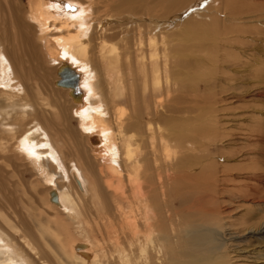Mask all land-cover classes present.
<instances>
[{
    "label": "bare ground",
    "instance_id": "6f19581e",
    "mask_svg": "<svg viewBox=\"0 0 264 264\" xmlns=\"http://www.w3.org/2000/svg\"><path fill=\"white\" fill-rule=\"evenodd\" d=\"M204 2L0 0V264H244L238 235L264 234V216L245 208L263 202L264 173L229 166L241 153L225 152L235 135L224 126L235 115L218 114L241 91L233 84L239 32L225 25L226 0L215 1L208 24L196 21ZM243 14L237 9L232 19ZM186 24L187 44L175 33ZM40 48L56 64L53 91L65 98L57 112L77 123L92 151L85 164L82 143L60 136H74V128L48 124L42 87L29 95L25 80L36 72L26 64L39 62ZM59 80H76V90L56 86ZM137 92L150 104L137 107ZM121 97L133 109L130 120L117 105ZM165 99L173 116L160 111ZM26 173L46 192L38 200L52 213L45 211V223L41 208L31 219L24 207L27 188L36 189Z\"/></svg>",
    "mask_w": 264,
    "mask_h": 264
},
{
    "label": "rangeland",
    "instance_id": "374dc122",
    "mask_svg": "<svg viewBox=\"0 0 264 264\" xmlns=\"http://www.w3.org/2000/svg\"><path fill=\"white\" fill-rule=\"evenodd\" d=\"M216 0H205V2L203 3L202 7L200 9H203V12L197 16V20L200 23H206L208 24L209 20H208V15H212V13L214 12L215 9L218 8L217 3L219 2H215ZM23 3H25V1H23ZM216 4V5H215ZM225 5V10H221L223 12V15H225V13H227L228 16H230V20L226 19L225 25L228 26L230 29H233L234 31L239 32L238 34L235 33L233 34V36H238V42L242 43V44H235L234 49L232 50L234 52V55L236 56L237 59H239L240 61H238V72L233 73L234 78H235V83L233 84H238V86L240 87L239 90H241L240 92L237 91L235 92L238 95V100L240 97V100H237V103L235 102L233 105H230L228 107V109L223 110V112H219V116L223 115V114H229V115H235V118L240 120H237L235 118H231L234 119V121H231V123H229L226 127L227 132H231L232 134L235 135L234 139L232 140L231 144V149H227L225 150V152L227 153H236V152H241L238 155H240V157L238 156V158L234 157L233 159H230L231 161L229 162V166H231L233 169H235L236 167H246V165H252L249 166L251 168H256L259 171H263L264 173V0H226V3H223ZM229 6V9H226V7ZM207 5L209 7H207ZM207 7V8H205ZM213 7V8H212ZM246 8L248 9V11H246ZM71 11H77V6H71ZM212 9V10H210ZM237 9H239L241 12H243L244 14L242 16H240L241 18L239 19H232L233 17V13L235 12V10L237 11ZM208 10L210 12H208ZM69 11V12H71ZM205 11V12H204ZM192 12V11H191ZM206 16V17H205ZM228 16H224V18L228 17ZM106 16L105 15H101L99 21H103L105 20ZM200 19V20H199ZM204 19V20H203ZM222 19V18H221ZM207 20V21H206ZM174 22H177L176 20H174ZM188 25H183L180 28H178V30L175 32L178 36H177V40L180 41V43H186V38L190 37L189 35L191 34V32H188L187 30ZM186 32L187 34H181L180 31ZM241 32H244L243 34ZM193 38H195V35H192ZM200 40L194 39L192 41V43H199ZM116 45L117 46V42H111V45ZM187 44V43H186ZM236 47H238V50L236 49ZM41 49V48H40ZM236 50V51H235ZM245 52V53H240V52ZM42 54H41V53ZM39 54L41 56H39V62H33V63H29L26 64V66L31 67V70H35L36 74L40 73V74H45V81L43 82L42 80H37V76L36 74L29 76L28 77V81L27 79L25 80V84L26 87L29 90V95L30 97H33L35 94V89L34 86L40 85L41 88V93L43 96L42 99L40 97L39 101H42L40 103V109L41 111H43V114L46 116V120L48 122V124H50L51 126H56V127H52L53 129H60L62 130L63 128H65V126H71L72 128H74L75 130V135L74 136H68V134L63 135L65 133H62L61 139L63 141H68V142H72V141H77L80 142L82 144H80L82 146V154L84 156L80 157V162L82 161L84 163V160L88 157V158H93V154L92 151L89 147V145L87 146L86 139L84 140L78 132L76 130V127L78 126L77 123L74 120L70 119L68 120L66 117V114L63 116L61 114V112H57L58 108L56 106V104L62 105L64 103V96L61 94H58L56 92L53 91V81L55 79V75H54V70L56 68V64H54V62H51L50 60H48L42 49L40 50ZM41 60V61H40ZM243 64H241V61ZM42 63V64H41ZM36 65V67H35ZM38 66V67H37ZM42 69H40L41 67ZM34 67V68H33ZM40 67V68H39ZM36 78V79H35ZM28 82V83H27ZM35 83V84H34ZM29 85H31V87H29ZM43 89V90H42ZM248 90V91H247ZM34 91V93H33ZM45 94V95H44ZM138 94L136 97V105L137 107H141L140 102H142V100H145V102H148L147 105L150 104V97L149 95H144L143 99L142 96H140V93H136ZM236 95V96H237ZM147 96V97H146ZM148 100H147V99ZM126 97H121L120 99H118L117 105L123 110L124 112V117L125 118H129V120L131 119V117L133 116V109H131L130 103L128 104L126 101ZM197 100H199V97L197 98ZM234 101V100H233ZM247 101V102H246ZM138 102V103H137ZM246 103V104H245ZM171 104L167 99L162 101V107L161 108V112L162 114H168V116H170L169 112H165L167 105ZM42 105L44 107H42ZM166 105V106H164ZM67 106V105H64ZM183 107H185L183 105ZM248 107V108H247ZM57 108V110H56ZM133 108V107H132ZM165 108V109H164ZM230 108V109H229ZM46 109V110H44ZM55 110V112H54ZM68 112H66L69 116V110H67ZM47 112V114H46ZM55 113V114H52ZM58 113V114H57ZM62 116H60V115ZM240 114V115H239ZM242 114V115H241ZM49 115V116H47ZM53 115V117H52ZM172 115V114H171ZM239 115V116H238ZM59 116V117H58ZM173 116V115H172ZM177 116V115H176ZM179 116V115H178ZM51 118L53 120H51ZM61 118V119H60ZM65 118V119H64ZM124 119V118H123ZM125 120V119H124ZM156 123V124H155ZM56 124V125H55ZM60 124H62L63 126H60ZM162 124V123H161ZM160 122H157L155 120V122L152 123V125L155 127L160 126L162 129H164V133L166 134L168 131H166L168 128V126H166L164 123V125H161ZM234 124V125H232ZM141 127V126H140ZM234 130V131H232ZM251 130V131H250ZM253 131V132H252ZM243 132V133H242ZM251 132L252 137L249 138L248 140H246V137H243V135H245L246 133ZM254 133V134H253ZM254 135H258L259 137H256ZM66 136V137H65ZM261 136L263 137V139L261 138ZM69 137V138H68ZM243 137V138H242ZM134 139V142H136L137 139H135V137H132ZM254 139V140H253ZM170 143V142H169ZM235 144V145H234ZM171 148H173V144L170 143ZM223 146V145H222ZM219 147L220 149H224L225 146L223 147ZM251 148V149H250ZM67 151V150H65ZM213 151V152H212ZM85 152V153H84ZM212 153H218L219 151H214L211 150ZM172 152H168V156H172L171 154ZM246 154V155H245ZM243 155V156H242ZM216 157V156H215ZM236 158V159H235ZM252 159V160H251ZM246 160V161H245ZM96 165V167H98L99 165H103L102 162H97V161H93ZM226 163V161H222V164ZM85 164V163H84ZM94 165V166H95ZM12 169V168H11ZM10 170V168H9ZM13 170V169H12ZM15 174H17L15 172ZM31 174L26 173L25 174V178L28 181L29 184L34 182L32 185L36 186V189H30L29 187L27 188L28 192L27 194H29L28 196V200L27 202H30V204H26L25 209H28V216L31 219H35V215L38 214L36 212L41 211L42 212V218L40 216V219L42 221V223H45V221H47L49 218V214L51 215L52 213L50 211H47V209H45L44 206V202L45 199V193H44V187H42L41 185H37L38 182H40V179H38V177L34 178V176H30L33 177L30 179ZM18 175V174H17ZM15 175L16 177L14 178V181L17 180L18 176ZM109 175V178H112L114 180H116V176L114 175H110V174H106ZM29 178V179H28ZM36 184H35V181ZM241 180V179H240ZM31 185V184H30ZM264 188V183L260 184L259 187ZM123 188L124 191H126V193H130L131 191L128 190L125 181L122 179L121 181V192H123ZM40 190L42 193H40ZM135 191V196L136 198L139 197L140 194V188H134L133 189ZM132 190V191H133ZM110 192L109 193V197L110 199L114 202H122V198L121 196L117 195V198L115 197L116 194ZM42 194V196L40 195ZM45 195V196H43ZM40 198H42L44 201H38ZM41 199V200H42ZM36 200V201H35ZM124 205H129L128 204V199H124ZM42 204V205H41ZM258 204V205H257ZM21 206V204L19 205ZM42 206V207H41ZM252 208V210L256 211V213H258L261 217L264 216V199L263 202L261 203H254V204H246L245 208L247 207ZM35 207V208H34ZM41 208V209H38ZM43 208V209H42ZM244 208V209H245ZM25 209H23L25 211ZM38 209V211H37ZM35 215H34V212ZM44 211V212H43ZM48 213H46V212ZM31 215H30V213ZM244 212V210L241 211V214ZM34 218H32V217ZM38 216V215H37ZM45 218V219H43ZM35 225V224H34ZM36 226V225H35ZM45 238L47 239V241L51 244V246L54 249L56 248L55 243H52L54 241L51 242V239H49V236H47V234L45 235ZM238 241H241L242 243H244V245L246 246V253L247 256L245 258L240 259V262H243L244 264H264V234H240L238 235L237 238ZM91 241L94 242L93 237L91 235ZM245 241V242H244ZM55 245V246H54Z\"/></svg>",
    "mask_w": 264,
    "mask_h": 264
},
{
    "label": "water",
    "instance_id": "95a60500",
    "mask_svg": "<svg viewBox=\"0 0 264 264\" xmlns=\"http://www.w3.org/2000/svg\"><path fill=\"white\" fill-rule=\"evenodd\" d=\"M77 81L76 80H71V82L69 83V84H64L63 82H62V80H59V81H57L56 83H55V85L56 86H60V87H68V88H71L72 90H76V88H77Z\"/></svg>",
    "mask_w": 264,
    "mask_h": 264
}]
</instances>
